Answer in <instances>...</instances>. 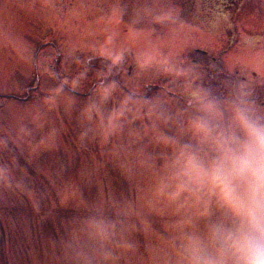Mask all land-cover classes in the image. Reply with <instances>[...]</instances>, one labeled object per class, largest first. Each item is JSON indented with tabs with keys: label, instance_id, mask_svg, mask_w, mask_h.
I'll use <instances>...</instances> for the list:
<instances>
[{
	"label": "rangeland",
	"instance_id": "rangeland-1",
	"mask_svg": "<svg viewBox=\"0 0 264 264\" xmlns=\"http://www.w3.org/2000/svg\"><path fill=\"white\" fill-rule=\"evenodd\" d=\"M229 1L0 0V264H179L219 209L171 141L206 99L264 116L263 8Z\"/></svg>",
	"mask_w": 264,
	"mask_h": 264
},
{
	"label": "clouds",
	"instance_id": "clouds-1",
	"mask_svg": "<svg viewBox=\"0 0 264 264\" xmlns=\"http://www.w3.org/2000/svg\"><path fill=\"white\" fill-rule=\"evenodd\" d=\"M175 148L174 196L190 192L219 209L186 232L179 264H264V116L244 102L206 99Z\"/></svg>",
	"mask_w": 264,
	"mask_h": 264
},
{
	"label": "flooded vegetation",
	"instance_id": "flooded-vegetation-1",
	"mask_svg": "<svg viewBox=\"0 0 264 264\" xmlns=\"http://www.w3.org/2000/svg\"><path fill=\"white\" fill-rule=\"evenodd\" d=\"M200 60H197L195 58L192 59L193 63H195L196 65H198V67L204 69L208 75V78H207V82L210 86V88H213V85H214V81L217 79V78H221V80H218V82L216 81V87H219V88H222L224 87V82L227 80V77L223 78V76H227V73H225L223 70H220L218 71V67L217 66H221L223 65L222 62H220V59L219 58H216V57H211V56H208L207 52L203 53V55H200ZM206 56V57H204ZM216 62L218 63V65L216 64ZM216 64V65H214ZM212 66H215L217 67L216 70H213L212 69ZM219 66V67H220ZM225 79V81H224ZM231 85H232V93L234 94L235 98H237V90L238 88H234V85H236L237 83L235 81H230ZM225 88V87H224ZM259 95L258 92H255V95H254V98L256 99V97ZM262 105H264V102L262 103Z\"/></svg>",
	"mask_w": 264,
	"mask_h": 264
},
{
	"label": "trees",
	"instance_id": "trees-1",
	"mask_svg": "<svg viewBox=\"0 0 264 264\" xmlns=\"http://www.w3.org/2000/svg\"><path fill=\"white\" fill-rule=\"evenodd\" d=\"M223 1H225V0H221V1H219L218 0V4H221V3H223ZM229 1V0H228ZM240 2L241 3H245L244 2V0H240ZM227 3V2H226ZM231 4L232 3V0H230L227 4ZM257 3L259 4V6H262V8H263V10L261 11V12H264V0H257ZM248 28H251V27H248ZM252 29V28H251Z\"/></svg>",
	"mask_w": 264,
	"mask_h": 264
}]
</instances>
